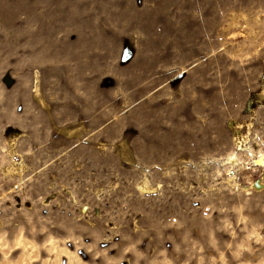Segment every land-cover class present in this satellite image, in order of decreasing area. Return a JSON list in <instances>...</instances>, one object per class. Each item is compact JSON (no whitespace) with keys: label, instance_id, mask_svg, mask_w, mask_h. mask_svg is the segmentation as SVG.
I'll list each match as a JSON object with an SVG mask.
<instances>
[{"label":"rangeland","instance_id":"1","mask_svg":"<svg viewBox=\"0 0 264 264\" xmlns=\"http://www.w3.org/2000/svg\"><path fill=\"white\" fill-rule=\"evenodd\" d=\"M0 264H264V0H0Z\"/></svg>","mask_w":264,"mask_h":264}]
</instances>
